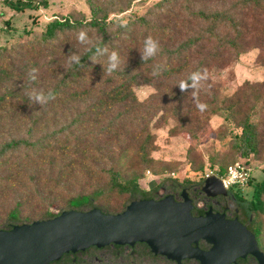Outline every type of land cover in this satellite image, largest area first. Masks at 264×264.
<instances>
[{
  "label": "trees",
  "instance_id": "16d2710c",
  "mask_svg": "<svg viewBox=\"0 0 264 264\" xmlns=\"http://www.w3.org/2000/svg\"><path fill=\"white\" fill-rule=\"evenodd\" d=\"M3 1L19 12L48 7L51 0ZM86 1L90 17H54L39 39L18 48L0 45V83H8L0 84V200L7 187L29 186L9 210L4 227L53 217L66 208L89 209L96 206L95 200L116 193L128 195V203L150 196L139 179L149 168L158 171L152 155L156 135L150 125L158 111L159 122L168 116L177 120L171 134L189 129L195 135L219 114L221 125H233V149L247 157L245 161L264 151V116L253 118L258 106L264 113V79L245 81L233 94L222 96L211 78L213 67L230 64L245 50L249 35L264 37V0H236L211 9L190 0H157L155 6L166 9L161 14L166 17L164 28L148 13L131 12L125 20L110 15L111 9L124 11L123 5ZM7 23L14 27L10 19ZM81 32L89 43L78 41ZM179 34L183 36L175 41ZM148 36L159 42L160 51L142 61L140 51ZM53 41L60 46H52ZM97 47L119 54L118 70L107 74V56H96ZM72 53L81 57L80 64H69ZM43 56H49L48 62L40 64L37 59ZM157 66L161 70L153 75ZM31 68L39 70L34 82L28 75ZM204 69L209 76L205 87L196 94L191 89L181 92L178 82ZM140 82L156 87L146 102L134 90ZM254 86L251 97L246 89ZM33 89L52 90L56 98L40 106L29 100ZM198 103L205 107L198 108ZM228 165L220 163L219 173L224 174ZM205 177L204 173L201 183ZM160 179L165 184L190 180L170 173L160 174ZM248 183L253 186L250 198L241 188L235 193L246 218L252 215L249 226L264 246V177H250ZM59 198L66 206L56 212L51 206Z\"/></svg>",
  "mask_w": 264,
  "mask_h": 264
},
{
  "label": "rangeland",
  "instance_id": "374dc122",
  "mask_svg": "<svg viewBox=\"0 0 264 264\" xmlns=\"http://www.w3.org/2000/svg\"><path fill=\"white\" fill-rule=\"evenodd\" d=\"M103 1L108 4L118 3L120 4L118 6L123 5V8H126L124 11L111 9V16H123L127 20L128 14L131 12H136L137 14L148 13L152 15L153 21L158 27L164 28V24L166 23V17L161 15L166 9L155 6L157 0ZM190 1H194L197 7L201 6L206 9H211L231 6L236 0ZM178 2L182 3L184 0H179ZM111 6L115 8V5ZM72 14L78 16L84 14L90 17L91 10L87 1L51 0L48 7H40L38 9L28 8L18 12L7 6L3 0H0V45H5L9 48H18L21 44L30 43L42 36L47 23L51 19ZM8 19H10L12 26H14L13 28L8 27ZM257 26L259 27V25ZM25 28L30 29V33L23 31ZM182 36L183 34L176 35L174 38L175 41H178ZM51 45L55 47L60 46L59 42L56 41H53ZM48 58L49 56H43L37 60L40 64H43L48 62ZM211 78L217 83L216 85L219 87L222 96L233 94L245 81L252 83L261 82L264 79V37L257 33L249 35L246 38L245 50L241 51L240 55L230 64L224 67H213L211 69ZM255 89V86L248 87L246 93L253 97ZM134 90L138 98L146 102L150 95L156 91V87L151 83L140 82L134 85ZM258 91L261 92V89ZM257 109L258 112L254 114L253 118L261 120V116H264V113L261 112L259 106ZM160 113L161 111H158L157 116L150 122L151 130L156 135L155 149L152 150V155L157 159L158 171L155 172L154 169L149 168L152 172L140 177L139 182L143 188L157 185L161 180L160 174H174L181 181L189 178L190 180L187 181V184L201 182L204 173L207 175V173L214 172L219 176L225 175V173H219L218 166L220 163L228 165L235 160L246 162L252 168L251 178L255 180L263 179L264 151L259 155L251 154L248 157V161H245L247 157L240 156L233 149V125H221L223 116L219 114L213 115L206 124L204 123L202 125L195 135L189 129H182L178 133L171 134L170 130L178 124L177 120L168 116L159 122L157 118ZM60 125L61 123L59 122L54 126L59 127ZM212 163L213 165H211ZM81 181L82 179L79 182ZM184 182L186 183L185 180ZM76 186L78 185L76 184ZM232 188H241L242 193L246 197L250 198L252 196V183L246 182L243 185L236 184L232 185ZM28 190L29 186L23 184L7 187V193L4 199L0 200V227H4V221L8 218V212L16 200L21 196H25ZM128 197V195L116 193L109 198L98 199L95 202L96 206L101 207L105 211L116 212L125 208L128 203L126 202ZM64 206H66V201L59 198L51 208L57 212ZM28 210H30L29 207L26 208L27 212ZM258 216L261 217V215Z\"/></svg>",
  "mask_w": 264,
  "mask_h": 264
},
{
  "label": "water",
  "instance_id": "95a60500",
  "mask_svg": "<svg viewBox=\"0 0 264 264\" xmlns=\"http://www.w3.org/2000/svg\"><path fill=\"white\" fill-rule=\"evenodd\" d=\"M202 190L214 196L226 194L228 188L222 177L212 174L205 177ZM183 196L182 201L173 194L133 199L118 212L99 206L66 208L53 217L0 227V264H50L70 250L137 240L171 257L197 256L202 264H230L249 251L264 264L256 234L245 224L212 210L194 215L193 198L186 189ZM200 238L214 247L210 251L194 247Z\"/></svg>",
  "mask_w": 264,
  "mask_h": 264
},
{
  "label": "flooded vegetation",
  "instance_id": "af4514ba",
  "mask_svg": "<svg viewBox=\"0 0 264 264\" xmlns=\"http://www.w3.org/2000/svg\"><path fill=\"white\" fill-rule=\"evenodd\" d=\"M202 185L201 182L192 184L176 181L170 184L158 182L157 185L145 188L151 191V195L143 198H162L167 194H173L178 201H182L184 200L183 191L186 189L189 196L193 198L194 215H206L209 210H212L213 213L223 214L226 219H238L254 232L249 226L253 217L251 215L249 220L246 218L247 212L238 202L236 189L229 186L226 194L211 196L202 190ZM256 238L259 250L264 253V246H261L257 234ZM193 246L202 251H210L214 244L205 238H200L198 243H193ZM50 264H202V259L197 256L171 257L166 253L156 252L146 241L137 240L134 243H108L101 246L90 245L75 251L70 250L51 261ZM230 264H261V260L257 254L249 251L243 255H237Z\"/></svg>",
  "mask_w": 264,
  "mask_h": 264
},
{
  "label": "clouds",
  "instance_id": "9594fccd",
  "mask_svg": "<svg viewBox=\"0 0 264 264\" xmlns=\"http://www.w3.org/2000/svg\"><path fill=\"white\" fill-rule=\"evenodd\" d=\"M78 41L80 43H89L90 41L87 38V34L84 32H81L78 37ZM160 51V45L159 42L154 40L151 36H148L144 41V47L140 51L141 53V59L142 61H147L148 59L154 58L158 52ZM96 56H107L108 60V67H107V74H111L112 72L116 71L120 67V58L119 54L115 51L109 52L107 48H99L96 49ZM69 64H80L81 63V57L77 55L76 53H72L69 55ZM93 62H96L95 57L91 59ZM160 66H157L156 69L153 72V75H158L160 72ZM38 69L31 68L29 70V79L30 81H36L38 78ZM209 80L207 69L204 70H198L192 72L189 77L186 80H181L178 82V86L181 90V92H189L191 89V92L193 94L198 93L201 89H203ZM29 100L32 101L35 104H38L40 106H44L47 103H49L52 100H55L56 95L52 90H49L47 93H45L43 90H35L33 89L31 92L28 93ZM197 107L200 109H203L205 106L201 103L197 104Z\"/></svg>",
  "mask_w": 264,
  "mask_h": 264
},
{
  "label": "built area",
  "instance_id": "2783aa9c",
  "mask_svg": "<svg viewBox=\"0 0 264 264\" xmlns=\"http://www.w3.org/2000/svg\"><path fill=\"white\" fill-rule=\"evenodd\" d=\"M252 168L246 163L242 162L241 160H236L230 163L227 167L225 175H221L225 185L227 187L232 185H243L248 182V179L251 177ZM151 170H147V173H151ZM215 174L214 172L207 173L206 176Z\"/></svg>",
  "mask_w": 264,
  "mask_h": 264
}]
</instances>
